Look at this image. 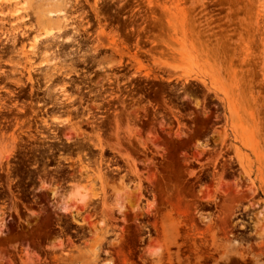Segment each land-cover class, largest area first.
Wrapping results in <instances>:
<instances>
[{
	"label": "rangeland",
	"instance_id": "374dc122",
	"mask_svg": "<svg viewBox=\"0 0 264 264\" xmlns=\"http://www.w3.org/2000/svg\"><path fill=\"white\" fill-rule=\"evenodd\" d=\"M10 1L0 264H264V0Z\"/></svg>",
	"mask_w": 264,
	"mask_h": 264
},
{
	"label": "bare ground",
	"instance_id": "6f19581e",
	"mask_svg": "<svg viewBox=\"0 0 264 264\" xmlns=\"http://www.w3.org/2000/svg\"><path fill=\"white\" fill-rule=\"evenodd\" d=\"M47 1V0H46ZM87 2V0H85ZM38 4L42 5L43 7L38 9L34 12V15L38 19L39 23L43 20H52L53 22L57 23V29L60 32H65L67 30L72 29L74 32H77V27L72 20L66 18V14L69 11L72 10H78L80 6L82 7V3H80L78 0H53L51 3L47 4V7L44 8V2L39 1ZM12 2L10 0H0V24H5V17L8 14H15L17 13V10L14 12L6 13L5 11H11ZM57 15V19H52L53 15ZM26 23V20H21L20 23H13L11 26H17L20 27V24ZM26 31H22L20 33L21 37H25ZM23 42V41H22ZM63 46L62 41L58 39L56 36L51 35L50 39L46 41L44 48L45 50L41 53V55H49L54 53V51H58ZM26 45L22 44L21 50L19 52V56L23 55L25 58H30V56H34L37 54L36 46L31 44V46L27 49L25 48ZM31 60L29 59V62ZM32 66V64H31ZM33 68H29L28 73L29 76L31 75V71ZM43 71V74L46 78L49 80L54 79L55 77H58L59 75L63 74V70L59 65L52 64L48 65ZM62 88V87H61ZM64 91V90H63ZM65 92V91H64Z\"/></svg>",
	"mask_w": 264,
	"mask_h": 264
}]
</instances>
